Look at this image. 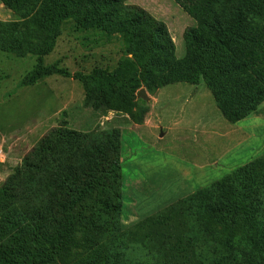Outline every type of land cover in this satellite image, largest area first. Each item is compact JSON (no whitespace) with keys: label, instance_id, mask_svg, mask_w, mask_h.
I'll return each instance as SVG.
<instances>
[{"label":"trees","instance_id":"16d2710c","mask_svg":"<svg viewBox=\"0 0 264 264\" xmlns=\"http://www.w3.org/2000/svg\"><path fill=\"white\" fill-rule=\"evenodd\" d=\"M1 1L21 19L0 24L12 53L35 35L56 41L67 23L122 44L116 73L90 78L95 111L130 112L107 100L111 85L203 83L231 124L264 103V0H173L195 22L182 59L167 25L126 0ZM62 74L40 60L21 85ZM122 153L119 130L48 133L0 187V264H60L82 249L93 253L78 264H264V157L126 228Z\"/></svg>","mask_w":264,"mask_h":264},{"label":"rangeland","instance_id":"374dc122","mask_svg":"<svg viewBox=\"0 0 264 264\" xmlns=\"http://www.w3.org/2000/svg\"><path fill=\"white\" fill-rule=\"evenodd\" d=\"M126 1L164 22L177 58L185 56L183 34L195 22L179 5L173 0ZM20 21L0 0V24ZM61 30L56 41L35 35L33 46L21 54L4 50L0 39V187L56 128L77 133L119 130L122 223L127 228L263 159L264 103L240 123L231 124L203 83L175 84L155 92L144 85L139 90L111 85L105 88L107 100L127 105L130 112L104 113L86 106L87 93L94 86L90 78L115 74L124 49L117 39L108 44L92 33L79 34L71 23ZM44 47L47 55L41 56ZM40 60L70 76L52 75L33 86H22ZM141 90L148 101L138 98ZM78 241L83 245L82 234ZM92 253L76 250L60 264H78Z\"/></svg>","mask_w":264,"mask_h":264},{"label":"water","instance_id":"95a60500","mask_svg":"<svg viewBox=\"0 0 264 264\" xmlns=\"http://www.w3.org/2000/svg\"><path fill=\"white\" fill-rule=\"evenodd\" d=\"M137 96H138V98H141V99H143L145 101L149 100L147 95H146L145 90H141L140 92H138Z\"/></svg>","mask_w":264,"mask_h":264}]
</instances>
